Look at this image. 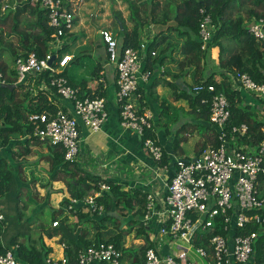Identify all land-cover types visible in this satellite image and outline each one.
<instances>
[{"label":"built area","instance_id":"built-area-1","mask_svg":"<svg viewBox=\"0 0 264 264\" xmlns=\"http://www.w3.org/2000/svg\"><path fill=\"white\" fill-rule=\"evenodd\" d=\"M84 1L71 0L68 5L65 0H32L47 13L48 24L54 30L49 51L42 57L36 52L20 56L13 68L17 76L15 84H29L33 96L40 94L36 88L38 84L41 91L47 87L42 76L48 74L51 78L49 90L72 103L71 112L59 108L54 113H30L28 119L33 133L27 135L60 146L69 162H77L79 158L80 125L90 132H98L108 118L103 97L81 96L80 90L71 86L68 78L62 75L72 57L67 54L59 59L57 55L62 49L63 38L74 27L76 9ZM200 13L201 49L206 51L215 37L217 26L206 10L201 9ZM247 28L256 39L264 40V18L248 23ZM100 34L109 62L118 73L116 97L121 125L144 137L145 131L153 128L151 113H141L139 107L140 83L151 78L144 65L148 46L141 42L137 48L122 49L110 30L103 29ZM151 54L155 56L156 52ZM232 78L234 87L247 90L264 102V84L255 82L248 74L238 73ZM3 84H7L6 78L0 72V85ZM194 89L197 93L207 91L213 94L210 123L218 132L219 144L208 146L193 158L176 159L173 175L165 183V207L159 208L154 193L148 194L143 222L149 226L157 217L159 229L150 235L154 245L145 249L141 264H248L259 231L264 232V215L256 213L264 209V127L259 131L260 141L255 142L252 137L250 142H245L249 138V127L247 124L230 126L232 114L227 96L216 93L214 85L199 84ZM144 145L153 160L160 164L164 155L162 147L151 138H145ZM109 190V185L101 183L100 191L84 200L92 213L104 211L97 198ZM79 202L71 199L67 210ZM3 220L4 215L0 213V223ZM218 221L222 233L214 234ZM253 223L259 224L261 229L247 232ZM57 225L58 222L53 223L54 227ZM166 238L185 247L179 246L175 251L165 253L161 241ZM18 248L17 244L0 252V264H23L16 256ZM78 262L123 264V253L114 244L103 243L80 250ZM67 263L66 257L47 259V264Z\"/></svg>","mask_w":264,"mask_h":264},{"label":"trees","instance_id":"trees-1","mask_svg":"<svg viewBox=\"0 0 264 264\" xmlns=\"http://www.w3.org/2000/svg\"><path fill=\"white\" fill-rule=\"evenodd\" d=\"M137 2L139 1L131 2L132 13L130 17L134 22L133 28L126 31L124 26L121 31L123 39L122 49L126 47L137 48L140 44L143 24L147 21L139 17V10H136ZM246 4L250 5L247 8L249 9L247 11L249 20L253 22L264 18V0H181L176 5V10H172L171 6L168 5L169 12H163L160 18L156 15V8L160 4L156 3L150 14L151 17L148 16V19L150 18L151 21L149 22L155 24L158 21L156 17L163 24L173 20L177 24L174 28L185 30L183 34H187L190 38L182 51L192 63L198 65V68L201 60L210 55L211 49L218 48L219 71H214L206 78L197 79L196 84L191 89L181 91V96L185 95L184 97L191 103L193 109L199 108L197 109L198 118H201L203 122L210 123V107L213 94L207 91L197 93L194 87L199 84L205 86L214 85L216 93L225 94L230 103L232 114L230 126L247 124L249 127V138L245 142H250L252 137L256 142L261 140L259 131L261 127H264V115L263 118L260 117L256 110L243 102L241 92L234 87L232 78L238 73L248 74L255 82L264 84V40L256 39L249 32L244 16L238 15L234 17L233 15L236 8L240 9L244 5L247 6ZM201 9L206 10L211 15L213 22L217 26L215 37L206 51L201 49L202 43L199 36L200 22L202 20ZM28 11V14L35 19L26 20L27 30L18 33L21 52L16 54L13 51V63L16 62L18 57L26 56L29 52H36L39 57H42L49 51V43L54 30L48 24L47 13L34 4L32 0H25L17 7L15 16L18 17ZM170 14L172 17H170ZM11 16L13 21H15L14 32L17 33V23L14 15L8 13L3 19H0L1 25L6 23V20ZM153 46L154 43L145 54L146 69L148 71L152 69L154 64L151 59ZM67 54L68 52L65 51V48L57 52L59 59ZM80 58L81 56L77 60ZM0 72L6 78V83L15 84L17 81L16 72L15 70H10L8 63L0 62ZM97 73L99 72L97 71ZM216 74L220 76L221 80L216 78ZM62 75L67 77L70 85L75 88L66 69ZM42 78L47 83L48 88L45 90L49 91V88L51 89V78L48 74H44ZM85 85V83H82L81 96L92 98L103 96L102 84H99L95 91L88 90L87 87H84ZM23 86L19 84L10 90L0 85V139L1 143L6 146L9 144L11 136L25 137L33 133V126L28 119L30 113H54L58 110V107L48 99L47 92H41L36 99V103L33 98L28 99L29 93H25V97L21 98L19 91L23 90ZM27 102L28 105L26 104ZM262 110L264 111V106ZM140 112L142 113L143 111ZM195 129H200V125L189 123L180 128L179 136L175 140L176 150L182 143L180 134H187L189 130ZM212 136L214 137L211 138L212 141L210 140L211 144L209 146L216 147L219 144L218 132L215 131ZM28 138L27 141L29 143L31 141L42 142L35 137ZM145 138H151L158 144L153 129L145 131L144 137H142L143 142ZM49 146L52 151L50 156L51 169L55 173L53 179L66 182L71 198L64 199L62 206L58 209L49 206L47 202L42 206V211L47 208L52 210V221L50 225H40L37 233L36 230H33L32 225L36 223L34 220L40 219V212L34 213L35 219L33 220L26 217L24 211L27 210L29 201L25 202L26 200L23 198L25 196L24 189L17 186L7 161L0 159V213L4 215V220L0 223L1 253L18 244L19 248L16 256L23 264H47V259L52 253V249L46 244L45 237L52 239L60 236L59 242L65 246L67 264H79L78 254L80 250L103 243L114 244L122 251L124 259L125 255L132 253V248H127L125 245L127 237L133 233L136 238H142L145 241V244L140 246L138 252L143 254L146 248L154 245L150 238L151 227L143 222L148 196L144 190H139L138 188H134L133 192L124 190L123 185L115 184L113 181L105 180L94 172L84 170L78 165V162L66 161L65 152L60 146L51 144ZM206 148L201 149L204 150ZM30 152L29 149L26 150V154ZM167 164V158L163 155L160 165L165 168ZM101 183L110 186L109 191L103 192L97 198V203L104 206V211L101 214L92 213L84 200L94 192L100 191ZM74 198L81 203L75 205L73 209L67 210L71 205V199ZM256 213L264 215V209ZM65 214L73 216L75 221L71 223L68 219L69 216H63ZM111 221L114 225L113 229H109L106 224L107 222L111 223ZM54 222H58L56 227L53 226ZM219 225L220 222L218 221L214 234L222 233ZM260 227L259 224L253 223L248 227L247 232L258 231ZM92 230L96 232V235L90 238ZM106 230L111 232V234L105 236ZM31 231L35 233L31 234ZM19 240L21 241L19 242ZM248 264H264V232L259 231V237L254 243V254Z\"/></svg>","mask_w":264,"mask_h":264},{"label":"crops","instance_id":"crops-1","mask_svg":"<svg viewBox=\"0 0 264 264\" xmlns=\"http://www.w3.org/2000/svg\"><path fill=\"white\" fill-rule=\"evenodd\" d=\"M70 1H66L68 5H70ZM138 1L136 3V10H139L138 15L147 21L146 27L141 31L140 43H146L148 48L154 43L151 52H156L155 56L151 54V59L154 61L152 69L149 70L152 73L151 78L140 83L139 107L141 111L150 112L152 115L153 132H155L157 143L162 147L168 161L165 168L153 160L139 134L134 130L125 129L121 125L120 105L116 97L118 73L115 66L109 62L106 46L100 34L103 29L110 30L117 38L120 47L122 46L121 31L124 26L126 31L131 30L134 26L130 17L132 1L95 0L92 2L90 0L88 5L86 2V6L84 4L82 8L78 7L74 27L63 38L62 48H65L68 55L72 57L66 71L75 88L81 90L82 83H85L84 87L95 91L97 86L102 84V92H104L102 97L106 100L108 112V118L98 132H90L82 124L80 125L81 144L78 165L105 180L123 185L124 190L133 192L134 188H138L147 194L154 193L158 207L163 208L166 198L165 183L173 175L176 159L179 158L178 152L179 155H184L185 159L193 158L202 151L201 148L209 146L211 138L214 137L212 136L216 131L214 126L198 118L197 109L199 108L193 109L191 103L184 97L185 95L181 96V91L191 89L197 79L206 78L215 70L219 71L216 68L219 50L212 48L208 55L212 59L217 58V66L208 65V57H206L201 60L198 68V65L192 63L182 51L190 38L187 34H183L185 30L174 28L177 24L173 20L166 24L159 20L157 24L149 23L148 20L151 21V19H146V10L150 9L151 14L158 0H151V3L148 0ZM166 11L169 12V9L167 8ZM162 13L157 16L160 18ZM28 17L35 19L30 14ZM170 17H172L171 14ZM82 53L85 58L77 60ZM144 65L146 67V60ZM97 71L99 73L96 74ZM216 78L221 80L218 74H216ZM28 85L25 84L21 92L29 93L28 99L33 98L36 103L38 96H33ZM36 88L38 93L47 92L48 99L58 109L72 111V103L68 100L57 96L53 91H46V86L42 91L39 84ZM237 90L241 92L243 102L250 105L263 118V101L247 90L239 88ZM189 123H197L200 125V129L180 134L182 143L176 150L175 140L179 136V130L183 125ZM28 139L27 136H11L7 146L2 144L0 139V159L7 161L13 179L19 188L24 189L25 196H33V191H35L41 197L48 199L49 206L58 209L62 206V201L66 198L70 199L71 195L66 182L53 179L55 173L52 172L50 164L51 147L44 142L31 141L29 143ZM185 145H190V149H187ZM27 149L31 151L29 154H26ZM185 154L191 157H187ZM42 206H37V212L42 211ZM63 216H69L68 219L71 223L75 221L71 215ZM30 217V220L35 219L34 213ZM34 221L38 224L42 223V220L39 219ZM36 223L32 227L35 228ZM106 224L109 229H113L112 221ZM149 226L151 227L150 235L157 232L159 229L158 218L151 220ZM110 234L111 232L106 230L105 236ZM95 235L96 232L92 230L89 237L93 238ZM59 240L60 236L52 239L45 237L46 244L52 249L49 257L56 260L65 257V247L60 244ZM143 244L145 241L142 238H136L133 233L132 240H126L125 245L127 248H132V253L125 255L123 264H141L143 254L138 250ZM179 246L185 247L184 244L171 241L168 238L161 241V248L165 253H171ZM91 264L107 263L93 262Z\"/></svg>","mask_w":264,"mask_h":264},{"label":"rangeland","instance_id":"rangeland-1","mask_svg":"<svg viewBox=\"0 0 264 264\" xmlns=\"http://www.w3.org/2000/svg\"><path fill=\"white\" fill-rule=\"evenodd\" d=\"M24 1L25 0H0V19H3L8 13H10L11 15L15 16L16 15L15 11H16L17 7H19L20 4H22ZM75 1H78V0H75ZM89 1L90 0L86 1L87 5H88ZM91 1L95 2V0H91ZM86 2L81 3L79 8H82V6ZM148 2L151 3V0H148ZM180 2H181V0H158V3L160 5H159L158 8H156V15L159 14V13L165 12L168 5L171 6L170 8H172V10H176V5L179 4ZM246 5L247 6L244 5V7L240 8V9L236 8L235 9V13L233 12V15H234V17H236L238 15L244 16L245 22H246V24H248V22L251 21V20H249V17H248V14H247V11L249 10L247 8L250 5L249 4H246ZM85 6H86V4H85ZM146 12L147 13H146L145 17L148 20V16H150V15H148V14H150V9H148V11L146 10ZM28 13H29V11L26 12V13L20 14L18 17L15 16L16 23H17V26H16L17 33L14 32L15 21H13L12 16L10 18H8L6 20V23H4V24L1 25V22H0V62L1 63H8L9 64V68H10L11 71L13 70L14 64H15V63H13L14 61H13V57H12L13 51H15L16 54H19L21 52V48L19 46V44H20V36L18 35V33H21L23 31L27 30L26 29L27 27L25 25V21L26 20L28 21V19H30L28 17ZM157 17H156V20H159V18L157 19ZM148 22H149V20H148ZM249 23H252V21L249 22ZM145 24H143L144 26H143L142 30L146 27ZM80 56H81V59L85 58V55L83 53ZM216 59L217 58H215V59L213 58L212 59V57L209 56L208 60H207L208 65L217 66ZM216 68L219 69L218 66ZM209 71H211V70H209ZM215 71H218V70H215ZM21 91L22 90L19 91L20 92L19 93L20 97L24 98L25 97L24 96L25 92L22 93ZM26 104L28 105V102ZM185 147L187 149H190V145H185ZM186 156L187 157H191L189 155H186ZM178 157L183 158L185 156L184 155H179V152H178ZM23 198H24V200H26L25 202L29 201L27 203L28 204V208H27V210L24 211L25 214H26V217L28 219L31 218L30 217L31 214L37 213V208H38L37 206H40V205L42 206V202H43V205H45L46 202H48V199L46 197H41L40 194L36 193L35 191H33V196H28L27 195V196H24ZM51 214H52V210L50 208L43 209V211H40V218L41 219H39V220H42V223H39V224L36 223L37 226L35 228L33 227V230H36V232L38 233L40 225L41 226H45V225L50 224V222H51L50 220L52 219ZM34 233L35 232L31 231V234H34ZM127 240L131 241L132 240V235L128 236ZM20 241L21 240H19V242Z\"/></svg>","mask_w":264,"mask_h":264},{"label":"water","instance_id":"water-1","mask_svg":"<svg viewBox=\"0 0 264 264\" xmlns=\"http://www.w3.org/2000/svg\"><path fill=\"white\" fill-rule=\"evenodd\" d=\"M54 59H55V57L53 58V60H54ZM53 60H52V61H53ZM52 61H51V62H52ZM2 86L5 87V88H8V89H10V90H12V89H14V88L16 87L15 84H8V83H7V84H3Z\"/></svg>","mask_w":264,"mask_h":264}]
</instances>
